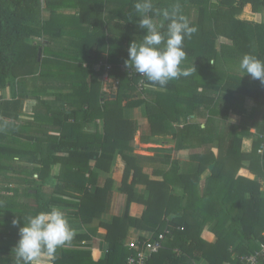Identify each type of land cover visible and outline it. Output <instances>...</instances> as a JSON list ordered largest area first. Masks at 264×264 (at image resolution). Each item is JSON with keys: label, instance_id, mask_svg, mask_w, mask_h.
<instances>
[{"label": "trees", "instance_id": "obj_1", "mask_svg": "<svg viewBox=\"0 0 264 264\" xmlns=\"http://www.w3.org/2000/svg\"><path fill=\"white\" fill-rule=\"evenodd\" d=\"M189 2L190 10L182 14L190 19L189 13L191 10L194 12L196 19L190 24L195 26L196 32L190 38H185L183 48L185 59L190 62L199 60L200 64H196L195 68L187 65L190 75L170 81L163 89L176 95L179 93L178 83H183L186 86L181 87L189 91L188 95L174 97L170 108L165 107L160 97L155 101L141 99L136 103L145 104L151 136L170 135L173 148L177 150L203 149L189 155L191 160L197 162L194 172H179L177 162L172 160L167 169L153 171L159 179H149L148 175L142 173L135 165L134 156L126 155L123 151L133 140L135 125L132 120L123 117L120 108L121 102L127 100L130 93L138 92L139 78L128 77L126 72L121 74L116 97L107 100L101 92L102 66L69 63L75 73L69 96L76 109L68 113L57 112L61 119L56 123L61 127L60 134L64 138L70 135L68 131L71 129V143L61 141L70 152L66 158L53 156L54 152L41 156L38 176L44 178L43 173L48 174L53 160L61 165L62 170L65 166L68 170L69 164L76 166L72 179L76 183L73 191L77 193V213L80 220L87 223L105 210L112 185V179L107 178L103 187L92 188L97 172L91 169V162L95 167L108 171L110 160L102 153L119 152L126 164L120 190L127 195L128 202L137 201L145 205L139 217L125 213L114 216L111 222H99L95 229L104 231L108 243L106 253L98 260L99 264L125 263L130 253L125 239L131 226L150 230L154 235L164 231L166 226L171 231L164 247L153 253L147 264H193L200 260L207 264H239L237 256L253 251L255 241L261 239L264 232V115L254 128L244 124H230L228 129L216 128L206 119L203 127L200 122H188L171 131L165 122L177 120L179 115L185 114L183 110L191 115V102H196L198 98H203V104L212 116L217 112L213 104L222 96L228 100L249 96L264 106V84L248 74L231 72L228 68L232 64V67L239 69L240 59L245 54L264 60V22L235 17L242 12H260L264 8V0ZM95 5L97 3L91 7L84 3L77 4L76 0H45L44 6L41 0H0V96L7 83L16 84L19 79L22 81L29 75L49 78L55 70L62 72L61 69H66L65 64L60 66L54 56L38 59V50L41 49L44 55L48 47L37 44L35 40L47 37L49 41L62 36L64 32L68 33L64 27L65 22L71 24L69 16H72L79 40L99 44L102 30L98 27L100 19ZM71 6L78 11L77 16L63 13V8ZM220 37L230 40L231 44L223 43L217 48L215 42ZM82 47L86 49V45ZM143 80L152 85L144 77ZM197 87L203 89V95L192 94L191 90L197 91ZM182 100L184 106L180 108ZM218 112L224 121L228 106ZM97 119L100 122L94 131H84L87 123ZM243 135L255 136L250 152L241 151ZM8 152L17 153L14 149ZM246 160L249 161L247 168L255 171L256 180L236 175ZM211 163L213 168L200 193V175ZM55 176L64 181L69 178L66 171L63 177L60 173H55ZM130 176L132 180L128 182ZM138 182L146 185V198L135 192L134 185ZM173 187L181 188V193H174ZM209 223L212 225L207 229L208 235H204V227ZM6 235L10 237L5 232ZM73 253L78 262L94 264L91 251L78 250Z\"/></svg>", "mask_w": 264, "mask_h": 264}, {"label": "crops", "instance_id": "obj_2", "mask_svg": "<svg viewBox=\"0 0 264 264\" xmlns=\"http://www.w3.org/2000/svg\"><path fill=\"white\" fill-rule=\"evenodd\" d=\"M71 1L75 2V0ZM189 1L153 0V3L157 9H160L163 5L170 4L171 7L178 3L182 13L190 10ZM76 3H84L90 7L97 3L94 8L98 9L97 15L100 19L98 22L101 23H98V27L102 30V38L99 44L97 42L93 43L91 40L86 42L79 40L75 24L71 19L72 16H69L71 24L65 22L64 27L68 33L65 34L64 32L62 36L55 37L52 41L44 40L42 44L41 38L35 40L37 44L48 47L44 55H42L41 51L40 58L42 56H54L62 64L77 63L79 65L82 63V66H85L93 63L94 65L102 66L101 92L104 94L105 99H114L120 75L129 70L125 67L129 44L133 40H139L145 31L138 26L139 17L136 16L133 8L135 0H76ZM63 13L78 15V11L75 10L74 6L63 8ZM86 17L88 18L89 16ZM235 17L241 20L261 23L264 22V8L257 13L242 12L235 15ZM154 19L157 23L162 21V17L157 16ZM91 29L90 25L89 30ZM223 43L229 45L231 41L220 37L215 42L217 48ZM82 45H86V49ZM109 51L110 61L108 60ZM105 64L110 65L111 68L106 70ZM196 64H200V61L193 60L190 62L185 59L182 62V67L189 70L187 65L197 67ZM228 68L231 72H241L237 67H232V64ZM61 71H66L67 73L64 74L68 78L70 77L68 85L61 84L56 86V89H53L46 85L32 84L30 82L32 75H29L22 80L24 82L21 86L7 83L1 91L0 264H16L12 248L19 239L18 227L23 225V219L39 211L58 206L65 213L74 232L73 238L63 247L58 248L53 256L49 257L45 254L40 264H89L88 261L78 262L76 254L73 253L78 250L91 251L93 263L99 264L98 260L104 256L108 248L104 231L95 229L99 222H111L114 216L124 215L125 213L131 217H139L145 209L143 203L137 201L128 202L127 195L120 190L126 164L119 152L102 153L110 160L108 171L95 167L94 163L91 162V169L97 172L96 183L92 188L103 187L107 178L112 179V185L107 195L105 210L100 216L94 217L87 223L82 222L77 213V193L73 191L76 183L72 179L76 166L69 164L68 170L66 166L62 170L61 165L53 160L48 174L43 173L44 178L38 176L40 174L39 168L41 167L38 161L40 157L47 155L49 152H54L53 156L66 158L70 149L65 144L66 142L71 143L73 140L71 129L68 131L70 135L64 138L60 134L61 127L56 123L61 119L57 116V112L68 113L76 109V106L71 104V97L67 100L63 99L61 94L57 97L52 94L56 92L69 93L73 90L72 81L75 76L73 67L61 69ZM57 73L58 70H55L54 75ZM63 81H65V78ZM148 86L158 88L153 85ZM261 89L263 88L261 87ZM197 90L194 92L191 90L192 94L203 95L201 87H197ZM203 102V98H198L196 102H191L192 112L187 117H193V120L186 123L200 122L201 127L204 126L203 122L194 119L196 113L201 114V110L205 111L207 109ZM194 103H196V106H194ZM222 104L224 106L221 109H225L228 106L226 119L224 121L221 120L218 112V115L216 116L215 114L214 120H212L215 122L217 118L220 119L224 123L220 127H228L230 124H244L254 128L256 124L260 123L264 115V106L261 102L259 100L255 101L249 96L243 99L234 97L229 98V100L226 96H222V99H216L213 105L216 108ZM122 105L121 112L123 117L132 120L136 127L134 136L138 134L139 141L137 140V143L141 146L148 145L153 150L152 152H145L148 153L146 155L142 152H134L136 148L134 142L133 146L123 149L126 155L134 156L135 165L139 166L142 173L152 175L155 169H167L172 160L177 162V170L179 172L192 173L195 171L197 162L189 158V155L193 152H188L189 149L175 150L170 135L151 136L149 134V123L144 103L137 104L128 100V102H123ZM233 115L236 118H232ZM207 116L209 115L206 112ZM174 121L178 122L177 120ZM99 122L97 119L95 122L87 123L83 128L84 131H94ZM184 124H181V127ZM212 124L215 127V123ZM254 139L255 136L253 135H243L240 144L241 151L250 152L253 148ZM15 140H19L22 143V147L14 145ZM58 141L59 144L57 143ZM61 141L65 142V144H62ZM9 149H14L17 153H9ZM248 163V160L244 161L243 167L237 171L236 175L256 180L257 175L255 171L247 168ZM209 165H212L213 168L212 163ZM209 165L200 175V193H202L205 187V179L210 175L212 169L209 168ZM65 171L69 174V178H65V181L55 176V173H60V176L63 177ZM85 175L87 174L85 173ZM159 178L157 175L149 177V179L155 180ZM131 180L132 176L129 177L128 182H131ZM134 190L140 197L143 195L146 198L148 195L146 185L143 183H136ZM173 192L179 194L181 193V188L173 187ZM14 218L20 221L18 226H13L12 220ZM209 225L212 224L209 223L204 227V235H208L207 229ZM3 231L10 237L5 236ZM150 234H152L151 231H143L131 226L127 231L125 244L132 238L145 237Z\"/></svg>", "mask_w": 264, "mask_h": 264}, {"label": "clouds", "instance_id": "obj_3", "mask_svg": "<svg viewBox=\"0 0 264 264\" xmlns=\"http://www.w3.org/2000/svg\"><path fill=\"white\" fill-rule=\"evenodd\" d=\"M133 8L139 17L138 26L145 31L139 40L129 44L125 67L161 90L170 81L190 75V71L182 67L186 58L183 43L196 28L181 13L179 4L157 9L153 0H135ZM157 16L162 17L159 23L154 19ZM239 69L264 84V60L245 54L240 59ZM12 224L18 226L20 221L14 218ZM73 235L65 213L58 206L29 215L18 227L19 239L12 248L16 264H40L45 254L53 256Z\"/></svg>", "mask_w": 264, "mask_h": 264}, {"label": "rangeland", "instance_id": "obj_4", "mask_svg": "<svg viewBox=\"0 0 264 264\" xmlns=\"http://www.w3.org/2000/svg\"><path fill=\"white\" fill-rule=\"evenodd\" d=\"M45 5V4H44ZM43 5V6H44ZM163 8H170V4L169 5H163L162 7H160V9H163ZM183 13V12H182ZM185 16V14H183ZM189 17L190 19H188L191 22H194L195 19H196V16L194 14V12L191 10V13H189ZM47 40V37L45 38ZM45 39H41V44L44 42ZM49 40H53V39H49ZM183 46L185 47V45L183 44ZM72 64V63H71ZM60 66L63 67L64 64L60 63L59 64ZM65 67L67 69H70L72 68L73 66H71L70 64H65ZM65 69V68H63ZM64 73H67L66 71H62V72H58L56 75H51L49 76V78H41L40 76H31V83L32 84H41V85H46V86H49L50 88H55L56 86H59L61 84H66L68 85L69 83V80H70V77L68 78L66 76V74ZM106 74V73H105ZM64 80L65 78V81ZM24 79V78H23ZM24 81H21V79H19L16 84L18 86H21L23 84ZM181 86H186L184 85L183 83H178V92L176 95L172 92H165L164 90H161V89H158V88H153L151 86H148L146 84V86H144L143 88H139V86L137 87L138 89V92H132L129 94V97L127 100H123L121 102V105H120V108H122V103L123 102H128L129 101H133L134 103H136L138 100H152V101H155L157 100L156 98L157 97H160L162 98L161 101H163V104L165 105L166 108H170L171 105H172V102L174 100V97H177L179 96V94L181 95H188L189 91H185L183 90V88ZM70 87V86H69ZM56 89V88H55ZM198 91V90H197ZM21 93V92H20ZM53 95H56V97L61 94L62 95V98L63 99H67L69 100L70 98V94L71 92L69 93H63V92H60V93H52ZM117 94V92H116ZM107 100H112L110 98H107ZM164 100H165V103H164ZM181 107L184 106V100L181 101ZM224 104L220 105V107H216L215 110L217 111L215 114L216 116L218 115V110L223 108ZM248 106V105H247ZM183 109V108H182ZM206 112H207V109L204 111V110H201V114L199 113H196V116L194 117L195 120H198V121H201L203 123H205L206 119H208L211 123H215V127L216 128H219L221 124H224L220 119L217 118V120L215 122H213L212 120H214V116L212 115H209L208 112L207 114L209 116L206 117ZM182 113H185V114H181L178 116L177 118V121L178 122H173L172 120H166L165 122H167V126L168 128L171 130V131H174L176 128H181V124H184L186 123L187 121H190V120H193V117H187L188 114L186 113V111H182ZM181 119H180V118ZM184 117V118H182ZM232 118H236L234 115L232 116ZM232 120V119H230ZM172 121V122H171ZM226 124V123H225ZM228 129V127H226ZM135 130H136V127H135ZM163 139H166V138H163ZM137 140L139 141V138H138V134H136L133 138V140L130 142L131 145H129V147L133 146V142L135 144V151L134 152H142L144 155L148 154V153H145V152H152L153 150L148 146V145H143L141 146L140 144L137 143ZM174 144V143H173ZM14 145H18V146H21L22 147V143L19 142V140H15L14 141ZM174 147V146H173ZM177 150V149H175ZM203 149L201 148H189V151L188 152H199V151H202ZM163 152V151H162ZM189 154V153H188ZM190 158V157H189ZM161 165H165V164H161ZM150 171V170H149ZM153 175L155 174H152V175H148L149 177H153ZM155 177V176H154ZM141 197H144L143 195H141ZM127 201H128V198H127ZM144 231V230H143ZM150 232V230H148ZM213 240V239H212ZM193 264H207V262L205 263L203 260H200L198 262L195 261V263Z\"/></svg>", "mask_w": 264, "mask_h": 264}, {"label": "built area", "instance_id": "obj_5", "mask_svg": "<svg viewBox=\"0 0 264 264\" xmlns=\"http://www.w3.org/2000/svg\"><path fill=\"white\" fill-rule=\"evenodd\" d=\"M110 68V65L105 64L106 70H109ZM126 72L128 77L139 78L138 86L140 89L146 86L143 76L135 74L134 71L130 69ZM170 233V229L166 226L164 231L159 232L156 235L152 233L149 236L128 240L126 246L130 253L126 257L124 264H147L148 258L164 247V242ZM254 244L255 249L253 251L237 256L239 264H264V232L262 233L261 239L256 240Z\"/></svg>", "mask_w": 264, "mask_h": 264}, {"label": "water", "instance_id": "obj_6", "mask_svg": "<svg viewBox=\"0 0 264 264\" xmlns=\"http://www.w3.org/2000/svg\"><path fill=\"white\" fill-rule=\"evenodd\" d=\"M41 2H42V5L45 4V0H41ZM40 56H41V50H38V53H37L38 59L40 58ZM209 168L211 169L212 168V165H209Z\"/></svg>", "mask_w": 264, "mask_h": 264}]
</instances>
